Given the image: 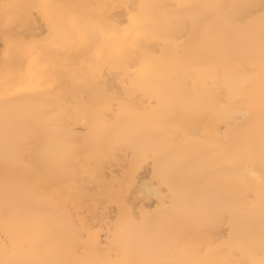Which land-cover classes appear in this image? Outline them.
<instances>
[{
  "label": "bare ground",
  "instance_id": "6f19581e",
  "mask_svg": "<svg viewBox=\"0 0 264 264\" xmlns=\"http://www.w3.org/2000/svg\"><path fill=\"white\" fill-rule=\"evenodd\" d=\"M125 2V0H0V23L3 21L4 4H76L102 5ZM149 7L145 8L149 23L143 36V47L136 59L147 58V67L164 85L167 102L153 108L151 92H144L130 101V115L120 117L105 108L107 97L94 94L92 100L77 99L81 91V81L91 80L102 83L109 92L123 91L124 81L134 84L129 72L119 64L111 65L104 72H96L100 62V52L106 50L111 37L97 32V23L102 21L106 9L77 8L74 11L90 17L85 25L93 43L77 46L75 50L64 52L43 43L48 34V23L44 16L36 12L27 27L18 31L21 44L32 42L41 50L43 63L33 71L42 74L50 87L45 93L16 91L20 82L30 80L29 61L22 57L15 65L14 73L6 82L3 62L0 60V208L3 205L4 160L7 153L11 159L14 174L25 181L24 188L32 189L31 199L21 202L19 220L28 225L18 241L13 258H32L36 255L60 261H108L114 259L109 253L113 242L109 237L121 217L123 209L133 216L143 214L145 225L160 227L178 234L183 231L199 240L198 229L188 215L189 206H182L175 212L164 209L163 213L153 210L161 203V198L142 195L146 184L157 178V163L167 168L175 165L193 186V199L213 192L238 202V225L233 231L227 225L213 229L214 236L207 243L214 255L221 256L228 247L224 241L229 234L234 240L240 239L247 229V239L258 242L261 227V200L259 183L245 170L228 168L220 163L223 157L200 151L203 144L223 143L215 133L227 128L232 120V128L238 129L235 112L247 109L257 117L253 134L259 131L260 77L258 60L253 59L247 48V41L255 39L258 45L261 32L259 18L251 22L230 24L226 16L238 21L246 18L249 10L243 8L201 9L203 15L211 16V41L232 42L226 51L222 47L199 46L193 54L197 33L192 32L190 20L182 15L181 4L244 5L259 3V0H132ZM156 6V7H153ZM13 17H25L28 9L11 8ZM63 33L69 32L67 22L61 15L57 17ZM188 25V27H185ZM190 32V37L185 32ZM199 31V30H197ZM99 39V45L94 41ZM71 49V44H68ZM256 66V68L253 67ZM227 68L225 72L224 69ZM230 92L239 98L229 100ZM12 93L14 105L11 108L12 128L5 141L4 107L2 98ZM198 104L202 118L195 126L186 125L180 118L181 108L189 102ZM55 106V119L64 134L50 138L48 114L39 111V106ZM127 122L145 144L155 145L152 159H144L145 150L117 147L113 137L121 125ZM180 129H183L181 131ZM127 134V133H126ZM189 136L199 139L189 140ZM41 153H47L50 166L43 169L41 180L33 177L27 169L28 162H34ZM63 162V167L58 163ZM155 161V163H154ZM257 193L255 201H247L243 196L249 189ZM71 216V223L61 218L58 203ZM240 213H243L241 215ZM16 235L9 236L12 239ZM83 239H80V238ZM216 237H219L217 239ZM5 240L3 216L0 213V244ZM79 244V251L73 244ZM258 253V248L256 249ZM2 258V256H0Z\"/></svg>",
  "mask_w": 264,
  "mask_h": 264
},
{
  "label": "snow or ice",
  "instance_id": "6c2138e0",
  "mask_svg": "<svg viewBox=\"0 0 264 264\" xmlns=\"http://www.w3.org/2000/svg\"><path fill=\"white\" fill-rule=\"evenodd\" d=\"M149 6L125 0V2L109 3L102 5H76V4H29L12 5L4 4L3 21L0 23V60L3 62L6 82L8 77L14 73L15 65L22 57L29 61L30 80L27 83L20 82L16 85V91H28L36 94L45 93L51 99V94L46 92L50 84L45 77L33 69L43 63L41 50L32 42L25 41L21 44V34L18 31L27 27L32 16L39 12L48 23V34L43 37V43H50L53 47L68 52L75 50L77 46L92 44L91 35L86 31L85 25L90 17L79 15L74 10L77 8H103L107 13L102 21L97 23V32L103 33L106 38L111 37L106 50L100 52V62L96 64V72H104L111 65L119 64L130 73L136 75L131 78L134 84L129 86L124 81L123 91L109 92L102 83L91 80L81 81V91L77 99L84 102L92 100L94 94H101L107 97L105 108L108 112L117 117L130 115V101L139 98L144 92H151L153 108H159L167 102L164 93L165 85L156 78L154 71L147 67V58L137 60L136 56L143 47L141 37L144 34L148 17L145 8ZM156 7V6H153ZM185 10L182 15H187L190 20L192 32L197 33V40L193 45V54L196 47H222L226 51L232 48V42L222 40L218 44L211 41L209 32L210 26L215 22L213 17L201 14V9H222V8H243L249 10L246 18L237 20L234 17L226 16L230 24L251 22L259 18L261 32L259 42L255 39L247 41V48L252 53L253 59L258 60V74L260 77L259 96V131L253 134L256 127L257 117L255 113L249 112L246 108L235 112L236 123L241 127L232 128V120H229L227 128H220L216 131L215 137L223 143L203 144L200 151L208 152L215 150L214 154L222 156L221 164L228 168H240L245 170L254 180L259 183V197L261 200V227L258 242L254 239H247V229L244 235L234 240L229 234L224 241L228 247L221 256L214 255V250L208 239L214 236L213 229L227 225L233 231L238 225V202L226 196L213 192L212 195H202L193 199V186L183 176L176 166L170 165L167 168L160 167L157 163V178L149 182L142 189V195L148 198H161V203L153 210L156 213H163L164 209L173 212L182 206H189L188 215L195 229H198L200 239L196 240L191 234L183 231L178 234L165 231L163 228L145 225L143 214L133 216L126 208L122 210L121 217L116 221V227L109 237L113 242L110 255L114 259L108 261H78L68 262L49 259L36 255L32 258H13L14 249L17 247L16 236L23 235L28 225L19 220L21 214V202L31 199L32 189L25 190V181L14 174L11 159L5 154L4 175H3V205L0 213L3 216V230L5 240L0 244V264H264V0L259 3H248L244 5H219V4H181L178 6ZM11 8H25L28 13L25 17H13L9 13ZM63 16L67 22L69 32L63 33L57 17ZM185 27H188L186 25ZM199 30V31H197ZM192 33L185 32L186 37ZM71 44V49L68 44ZM94 43L99 45L97 38ZM256 68L255 65H253ZM227 71V68L224 69ZM242 94H229V100L239 98ZM4 113V133L7 143L8 135L12 128L13 120L11 108L15 101L12 93H5L2 98ZM39 111L48 114V132L50 138L63 135L64 130L55 119L56 109L54 105L44 104L39 106ZM180 118L184 124L195 126L202 118L198 104L194 101L186 103L180 111ZM123 132L118 131L113 137V143L117 147H128L135 149L142 147L145 150L144 159H152L151 151H157L155 145L145 144L139 135L130 129L125 122L121 125ZM183 131V129H180ZM127 133V134H126ZM189 140L199 139L189 136ZM50 158L47 153H41L34 162H28L27 169L37 180L43 178V169L50 166ZM155 163V161H154ZM63 167V162L58 163ZM257 193L249 189L243 196L244 200L255 201ZM61 211V218L71 223V216L64 208L63 203L57 202ZM243 215V213H240ZM16 235L9 239L10 235ZM219 239V237H216ZM80 239H83L82 237ZM74 250L79 251L81 245L74 243ZM258 248V253L256 249Z\"/></svg>",
  "mask_w": 264,
  "mask_h": 264
}]
</instances>
